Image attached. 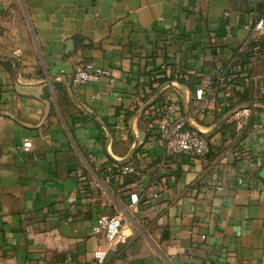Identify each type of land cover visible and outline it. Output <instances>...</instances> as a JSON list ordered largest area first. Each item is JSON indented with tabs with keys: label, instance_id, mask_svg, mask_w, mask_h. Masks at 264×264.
<instances>
[{
	"label": "crops",
	"instance_id": "obj_1",
	"mask_svg": "<svg viewBox=\"0 0 264 264\" xmlns=\"http://www.w3.org/2000/svg\"><path fill=\"white\" fill-rule=\"evenodd\" d=\"M262 17L264 0H0V264H91L100 215L126 218L128 234L106 264H264ZM85 62L102 75L73 84ZM219 67L230 107L196 110ZM167 103L210 152L160 175ZM249 103L236 141L231 109Z\"/></svg>",
	"mask_w": 264,
	"mask_h": 264
},
{
	"label": "built area",
	"instance_id": "obj_2",
	"mask_svg": "<svg viewBox=\"0 0 264 264\" xmlns=\"http://www.w3.org/2000/svg\"><path fill=\"white\" fill-rule=\"evenodd\" d=\"M228 11L224 12V16ZM264 27V17L258 19L254 30L260 31ZM15 55L20 54L19 49L14 50ZM165 69V67H162ZM103 71L94 67L92 62L82 63L73 73V84H84L89 80L97 79ZM158 77H164L160 74ZM228 69L219 67L212 77H204L194 90V97L199 102L196 110H203L209 104L220 103L221 106L230 107L226 99L219 100L215 89L219 84L229 80ZM264 96V91H262ZM231 116L234 124V139L239 141L249 125L252 107L249 105L235 106L231 109ZM189 114L185 115L174 103L165 104L156 118V135L161 141L162 153L157 161V173L162 175L167 172L168 161L171 157L184 154L190 157L204 156L210 152V140L197 127L189 124ZM23 149L28 150L31 142L26 140ZM120 174H135L136 168L129 162L119 165ZM149 194L157 198L158 190H152ZM140 197L137 192L129 194L130 214L138 212ZM126 218L119 215H100L96 221V230L102 232L103 239L100 245L93 252L91 264H106L107 257L115 252L118 246L126 242L128 234L124 225Z\"/></svg>",
	"mask_w": 264,
	"mask_h": 264
},
{
	"label": "water",
	"instance_id": "obj_3",
	"mask_svg": "<svg viewBox=\"0 0 264 264\" xmlns=\"http://www.w3.org/2000/svg\"><path fill=\"white\" fill-rule=\"evenodd\" d=\"M169 85H171V83H168ZM158 96V94L154 97V98H152L149 102H147L144 106H142L139 110H138V112H137V114H139V113H141L145 108H147L148 106H150L154 101H155V99H156V97ZM249 106L250 105H253V103H249L248 104ZM219 125V123L217 124V126ZM192 126V125H191ZM192 127H194V126H192ZM137 143V140H135V144ZM126 159H129V156L128 157H126ZM259 175L261 176V178L264 180V166L261 168V170H260V172H259Z\"/></svg>",
	"mask_w": 264,
	"mask_h": 264
},
{
	"label": "trees",
	"instance_id": "obj_4",
	"mask_svg": "<svg viewBox=\"0 0 264 264\" xmlns=\"http://www.w3.org/2000/svg\"><path fill=\"white\" fill-rule=\"evenodd\" d=\"M241 102H242V99L240 98L235 104H238V103H241Z\"/></svg>",
	"mask_w": 264,
	"mask_h": 264
}]
</instances>
